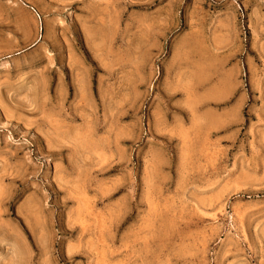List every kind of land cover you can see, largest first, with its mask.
<instances>
[{
    "label": "rangeland",
    "instance_id": "1",
    "mask_svg": "<svg viewBox=\"0 0 264 264\" xmlns=\"http://www.w3.org/2000/svg\"><path fill=\"white\" fill-rule=\"evenodd\" d=\"M0 264H264V0H0Z\"/></svg>",
    "mask_w": 264,
    "mask_h": 264
}]
</instances>
